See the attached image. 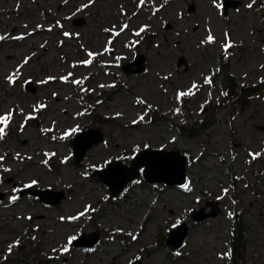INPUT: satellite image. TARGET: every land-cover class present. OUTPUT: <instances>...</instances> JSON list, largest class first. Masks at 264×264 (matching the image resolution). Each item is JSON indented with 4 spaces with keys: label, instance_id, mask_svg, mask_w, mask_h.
<instances>
[{
    "label": "rangeland",
    "instance_id": "374dc122",
    "mask_svg": "<svg viewBox=\"0 0 264 264\" xmlns=\"http://www.w3.org/2000/svg\"><path fill=\"white\" fill-rule=\"evenodd\" d=\"M222 1L0 0V264H231L232 211L245 227L233 264H264V90L237 97L264 79V0ZM136 55L144 70L127 73ZM89 128L103 140L76 162L70 141ZM143 148L186 154L185 184L139 176L111 196L93 172ZM210 202L216 215L194 220ZM95 231L91 247L68 243Z\"/></svg>",
    "mask_w": 264,
    "mask_h": 264
},
{
    "label": "water",
    "instance_id": "95a60500",
    "mask_svg": "<svg viewBox=\"0 0 264 264\" xmlns=\"http://www.w3.org/2000/svg\"><path fill=\"white\" fill-rule=\"evenodd\" d=\"M234 0H223V11L227 12L230 6H235ZM73 22L77 25L83 22L82 18L74 19ZM134 66V68H132ZM123 70L127 73H139L144 70L143 57L136 55L134 60L128 62L123 66ZM28 83L26 86H29ZM264 90V79L252 84L242 85V94ZM34 91L33 87H30ZM103 140L102 133L93 128L86 129L77 133L71 140L73 148V156L78 162L84 156L86 150L93 144H97ZM186 154L178 150H164V149H140L133 156L130 163L124 164L120 160H113L107 163L103 169H98L93 172L97 178L102 181L109 190L111 196L120 194L127 184L141 176L149 183H163L165 185L181 187L186 182ZM142 167L140 170L139 168ZM29 191V189H28ZM25 192V191H24ZM22 192L21 195L24 193ZM31 195L39 197V199L47 204H57L64 198V193L61 190H53L49 188L30 190ZM2 195L0 194V197ZM211 211L203 212L201 208L199 211H193L192 217L194 220H203L207 217L214 216L217 213L214 202H210ZM187 233V225L179 223L171 229L166 237V244L178 248L183 244ZM98 241V232H82L72 241L74 246L91 247ZM129 264H143L140 259L134 260Z\"/></svg>",
    "mask_w": 264,
    "mask_h": 264
},
{
    "label": "trees",
    "instance_id": "16d2710c",
    "mask_svg": "<svg viewBox=\"0 0 264 264\" xmlns=\"http://www.w3.org/2000/svg\"><path fill=\"white\" fill-rule=\"evenodd\" d=\"M237 97L239 98L240 102H245L246 97L241 93V91H238ZM212 123V120L209 121L207 126H209ZM186 134L188 136H194V134L197 135V132L195 128L192 126L186 128ZM228 219L230 222V228L228 231V241L230 245V255H231V264L235 261V257L241 258L242 252L244 248V240L243 235L245 232L244 223L242 220V215L238 213L237 211H232L228 215Z\"/></svg>",
    "mask_w": 264,
    "mask_h": 264
},
{
    "label": "snow or ice",
    "instance_id": "6c2138e0",
    "mask_svg": "<svg viewBox=\"0 0 264 264\" xmlns=\"http://www.w3.org/2000/svg\"><path fill=\"white\" fill-rule=\"evenodd\" d=\"M142 2H143V0H142ZM251 6H252V5H248V7H251ZM85 7H87V5H85ZM141 31H143V29H141ZM137 34H139V33H137ZM66 35H67V34H66ZM226 35H227V34H226ZM0 39H3V37H0ZM208 40H209L210 42H212V41L214 40V37H212L211 35H209V36H208ZM231 46H232L231 43H228L227 45H225V48L227 49V48H230ZM262 67H264V65H262ZM77 83H78V82H77ZM194 86H195V85H194ZM180 95H185V93H181ZM141 102H142V101H141ZM177 111H178V110H177ZM11 119H12L11 113H8V114H5V115H3V116H0V125H2V126H0V139H3V137H4V135H5V129H6V127L9 125ZM141 119H143V117H141ZM134 123H135V121H134ZM76 130H78V129H75V130H73V131H76ZM0 160H3V157H0ZM34 183H35V182H34ZM185 187H187V186H185ZM12 199L15 200L16 197H12ZM81 215H83V214H81ZM73 240H75V237H71V238L69 239L68 243L71 244ZM64 251H68L67 247L64 249Z\"/></svg>",
    "mask_w": 264,
    "mask_h": 264
},
{
    "label": "bare ground",
    "instance_id": "6f19581e",
    "mask_svg": "<svg viewBox=\"0 0 264 264\" xmlns=\"http://www.w3.org/2000/svg\"><path fill=\"white\" fill-rule=\"evenodd\" d=\"M109 49L112 51V53L114 52V51H113V48L110 47ZM56 98H57V97H56ZM59 100H61V98H59ZM7 157H8V155L6 154L5 158H7ZM27 158L30 159V156H27L26 159H27ZM17 159H18V157H17ZM0 161H4V159H3V160H0Z\"/></svg>",
    "mask_w": 264,
    "mask_h": 264
},
{
    "label": "flooded vegetation",
    "instance_id": "af4514ba",
    "mask_svg": "<svg viewBox=\"0 0 264 264\" xmlns=\"http://www.w3.org/2000/svg\"><path fill=\"white\" fill-rule=\"evenodd\" d=\"M178 43V42H177Z\"/></svg>",
    "mask_w": 264,
    "mask_h": 264
}]
</instances>
